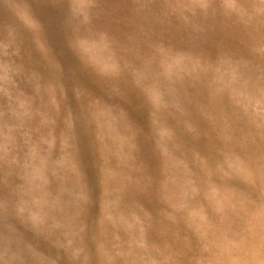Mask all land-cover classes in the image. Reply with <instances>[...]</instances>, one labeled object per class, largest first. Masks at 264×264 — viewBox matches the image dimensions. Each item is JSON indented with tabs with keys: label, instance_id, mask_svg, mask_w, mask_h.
<instances>
[{
	"label": "rangeland",
	"instance_id": "obj_1",
	"mask_svg": "<svg viewBox=\"0 0 264 264\" xmlns=\"http://www.w3.org/2000/svg\"><path fill=\"white\" fill-rule=\"evenodd\" d=\"M0 264H264V0H0Z\"/></svg>",
	"mask_w": 264,
	"mask_h": 264
}]
</instances>
